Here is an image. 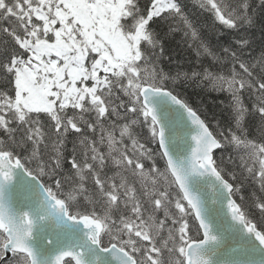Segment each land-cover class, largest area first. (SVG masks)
I'll return each mask as SVG.
<instances>
[{"label":"snow or ice","instance_id":"6c2138e0","mask_svg":"<svg viewBox=\"0 0 264 264\" xmlns=\"http://www.w3.org/2000/svg\"><path fill=\"white\" fill-rule=\"evenodd\" d=\"M0 264H264V0H0Z\"/></svg>","mask_w":264,"mask_h":264},{"label":"trees","instance_id":"16d2710c","mask_svg":"<svg viewBox=\"0 0 264 264\" xmlns=\"http://www.w3.org/2000/svg\"><path fill=\"white\" fill-rule=\"evenodd\" d=\"M258 36H259V33H257V37ZM172 47L175 48L176 46L173 45ZM176 58L183 60L184 53L179 52V50H177V52H176ZM184 66L187 67V65H184ZM164 67H165L166 70H168L169 65L167 63V60H165V62H164ZM171 67L174 68L175 65H172ZM185 94L190 99H192L193 101H195L196 105L198 107H200L202 111H205L206 110L208 114H211L212 112L218 111V109H219L220 101L214 95L197 94L191 88L186 89Z\"/></svg>","mask_w":264,"mask_h":264}]
</instances>
